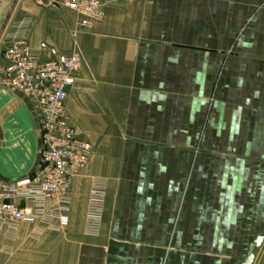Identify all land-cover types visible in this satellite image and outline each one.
Instances as JSON below:
<instances>
[{
    "label": "crops",
    "instance_id": "0c3cea01",
    "mask_svg": "<svg viewBox=\"0 0 264 264\" xmlns=\"http://www.w3.org/2000/svg\"><path fill=\"white\" fill-rule=\"evenodd\" d=\"M103 1L87 30L64 0H0V64L18 22L41 60L81 55L66 107L93 145L67 224L0 230V264H264V0ZM41 148L31 99L0 85V177L31 175Z\"/></svg>",
    "mask_w": 264,
    "mask_h": 264
},
{
    "label": "built area",
    "instance_id": "2783aa9c",
    "mask_svg": "<svg viewBox=\"0 0 264 264\" xmlns=\"http://www.w3.org/2000/svg\"><path fill=\"white\" fill-rule=\"evenodd\" d=\"M126 2L139 0H121ZM80 17V25L91 29L106 16L103 0H64ZM28 23H15L3 50L0 85L18 89L33 104L42 140L39 167L28 176L10 181L0 177V230L15 235L23 222H39L60 229L69 220L68 192L73 179L88 165L93 145L70 123L66 101L68 89L77 80L83 64L78 52L41 60L26 36ZM107 180L94 178L89 192L85 229L101 230L107 198Z\"/></svg>",
    "mask_w": 264,
    "mask_h": 264
},
{
    "label": "water",
    "instance_id": "95a60500",
    "mask_svg": "<svg viewBox=\"0 0 264 264\" xmlns=\"http://www.w3.org/2000/svg\"><path fill=\"white\" fill-rule=\"evenodd\" d=\"M256 245L257 247H261L263 241H264V235H259L257 238H256ZM255 257H256V254L255 252H251L249 253L247 259L245 260V262L243 264H253L254 263V260H255Z\"/></svg>",
    "mask_w": 264,
    "mask_h": 264
}]
</instances>
